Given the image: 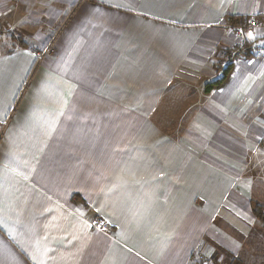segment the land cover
Listing matches in <instances>:
<instances>
[{
	"label": "crops",
	"instance_id": "crops-1",
	"mask_svg": "<svg viewBox=\"0 0 264 264\" xmlns=\"http://www.w3.org/2000/svg\"><path fill=\"white\" fill-rule=\"evenodd\" d=\"M252 16L264 0H0V264H264V56L221 57Z\"/></svg>",
	"mask_w": 264,
	"mask_h": 264
},
{
	"label": "built area",
	"instance_id": "built-area-1",
	"mask_svg": "<svg viewBox=\"0 0 264 264\" xmlns=\"http://www.w3.org/2000/svg\"><path fill=\"white\" fill-rule=\"evenodd\" d=\"M227 22L225 26L233 33L234 37L237 40V44L233 48H229L225 50L223 53L230 57L238 55L241 50H245V44L250 42L252 55L254 56H264V44H260V42L255 41H248L246 33L248 31H264V17L263 16H252V17H245V18H235L229 17L227 18ZM243 30V33L240 30ZM52 41L49 42L43 48H35L33 49V53L35 54L37 61L41 59L43 56L52 53ZM92 228L105 230L107 228L106 223L104 220L96 216L93 221L91 222Z\"/></svg>",
	"mask_w": 264,
	"mask_h": 264
},
{
	"label": "rangeland",
	"instance_id": "rangeland-1",
	"mask_svg": "<svg viewBox=\"0 0 264 264\" xmlns=\"http://www.w3.org/2000/svg\"><path fill=\"white\" fill-rule=\"evenodd\" d=\"M227 20L228 19H226L225 20V22H224V26H225V24H226V22H227ZM226 27V26H225ZM260 31V30H259ZM253 40V39H252ZM255 42H257V41H259V40H254ZM260 42V44H262L263 45V43L261 42V41H259ZM236 44H237V40H236ZM236 45H234L233 47H235ZM233 47H231V48H233ZM224 52V51H223ZM222 52V54H221V57H223V58H226L225 57V52L223 53ZM228 56V55H227ZM230 57V56H229ZM234 233L233 232H229V234L228 235H233ZM216 247H218V248H216ZM215 247V249H216V252H217V254H219V255H221V257L219 256V258L220 259H217L216 257H214L213 258V260H215V262L214 263H212V261H211V259L208 261V264H239V261L236 259V258H232L231 256H230V254H229V252H227L224 248H222V247H219V246H216ZM216 256V255H215ZM240 264H241V262H240Z\"/></svg>",
	"mask_w": 264,
	"mask_h": 264
},
{
	"label": "trees",
	"instance_id": "trees-1",
	"mask_svg": "<svg viewBox=\"0 0 264 264\" xmlns=\"http://www.w3.org/2000/svg\"><path fill=\"white\" fill-rule=\"evenodd\" d=\"M263 17H264V16H263ZM248 45H250V42L247 43V44H245V46H247V47H245V49L248 48ZM221 81H222V79H219V80H216V81H214V82L207 83V84L205 85V89L208 91V90L211 89L212 87L218 85ZM253 214L255 215V217H257V218L259 219V221L264 222V213H263L262 210H260L259 207H257V208H256V207L253 208ZM238 261H239V260H238ZM239 264H240V261H239Z\"/></svg>",
	"mask_w": 264,
	"mask_h": 264
},
{
	"label": "snow or ice",
	"instance_id": "snow-or-ice-1",
	"mask_svg": "<svg viewBox=\"0 0 264 264\" xmlns=\"http://www.w3.org/2000/svg\"><path fill=\"white\" fill-rule=\"evenodd\" d=\"M254 11H255V10H254ZM240 31L243 33V30H242V29H241ZM246 36H247V38H249V39H254V36H253V32H252V31H248V32L246 33ZM96 211L99 212L100 209H96ZM3 223H4V219H3V218H0V224H3ZM17 223H19V221H17ZM31 258H32L34 261L36 260V257H35V256H32ZM38 264H43V261H39Z\"/></svg>",
	"mask_w": 264,
	"mask_h": 264
}]
</instances>
